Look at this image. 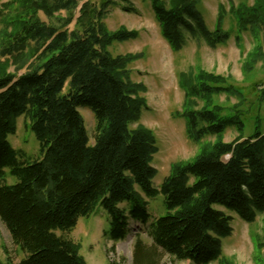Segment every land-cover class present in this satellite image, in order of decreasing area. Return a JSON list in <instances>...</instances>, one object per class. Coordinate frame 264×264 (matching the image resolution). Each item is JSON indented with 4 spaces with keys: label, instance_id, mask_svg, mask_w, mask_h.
Here are the masks:
<instances>
[{
    "label": "trees",
    "instance_id": "1",
    "mask_svg": "<svg viewBox=\"0 0 264 264\" xmlns=\"http://www.w3.org/2000/svg\"><path fill=\"white\" fill-rule=\"evenodd\" d=\"M80 1L0 5V221L23 254L19 264H87L80 246L66 235L97 206L110 216L113 243L126 237L130 221L148 225L152 245L136 239L132 264H168L164 257L170 264H228L221 240L233 232L232 217L218 207L248 224L264 213V130L259 126L264 82L248 101L228 77L202 69L180 73L183 102L177 117L185 120L188 140L201 146L192 159L171 164L169 175L154 187L156 137L142 125L131 128L147 109L146 87L131 79L130 66L140 55L108 51L136 39L137 32L110 31L104 23L110 6L128 0ZM198 1L149 0L173 52L186 45L187 36L210 48L231 38L232 31L223 29L224 8L219 7L210 30ZM228 14L237 28L235 41L239 44L247 33L254 42L244 72L258 62L264 65V0L231 5ZM65 84L68 91L61 95ZM222 95L238 102L221 103ZM79 108L94 116L91 141ZM22 115L30 118L39 143L34 160L7 139ZM247 118L253 127L246 134ZM231 128L238 137L225 142ZM6 169L15 183H7ZM158 195L166 214L156 218L147 207ZM123 203L129 209L120 207ZM257 246L264 249V227Z\"/></svg>",
    "mask_w": 264,
    "mask_h": 264
},
{
    "label": "rangeland",
    "instance_id": "2",
    "mask_svg": "<svg viewBox=\"0 0 264 264\" xmlns=\"http://www.w3.org/2000/svg\"><path fill=\"white\" fill-rule=\"evenodd\" d=\"M8 0H0V5ZM86 1L81 0L79 4ZM246 2L249 0H245ZM244 0H199L197 10L200 12L205 24L213 30L217 12L220 6L224 8L223 29L230 30L231 38L223 45L210 48L199 38L187 36L186 45L178 52H173L168 43L162 38L161 30L149 0H128L126 3L115 2L108 8L104 23L108 30L116 31L121 27L137 32V38L131 41L115 43L108 51L113 56L139 54L130 66L131 79L142 83L146 87L144 97L147 109L142 111L138 123L131 128L142 125L150 129L156 137L158 152L153 158V166L157 175L152 184L158 187L165 177L169 175L170 166L175 162L192 159L200 150L201 144H195L188 140L185 132V120L177 117L181 111L183 91L178 86L179 74L182 72L205 70L209 73L230 78L231 84L243 92L245 98L252 101L256 97L259 84L264 82V65L258 62L253 69L245 73L246 57L254 46L251 36L241 34V41H235L236 26L229 17L228 10L231 5H238ZM123 8H129L130 12ZM65 16L64 13L61 14ZM75 12V18L77 17ZM45 23L47 18L40 15ZM73 28V25L69 27ZM264 51V41L261 40ZM13 71V68H10ZM22 70L18 73L21 75ZM68 91L65 84L61 95ZM221 103L234 104L236 98L226 96L218 98ZM91 141L95 126V119L87 108L78 109ZM260 129L264 130V111L260 114ZM246 134L252 131L253 122L247 118ZM14 135L8 136L11 146L23 152L32 160L38 158L39 143L35 139L31 129V120L27 115L20 116L17 121ZM238 137V132L228 129L224 134V141L230 142ZM212 142L213 139L206 140ZM7 173V183L13 184L16 179ZM129 209L128 203L120 205ZM225 211L232 217L231 236L221 240L223 256L228 264H264V249L257 246L258 240L263 236L264 213L260 214L253 224L240 220L233 212ZM148 212L153 217L159 218L166 214L163 196L158 195L148 201ZM110 216L100 206L88 217L79 218L75 229L66 236L80 246V254L87 264H132L133 248L136 239L142 240L146 245H152L148 225L142 226L130 221L126 237L117 243L110 240ZM23 254L12 242L11 236L0 221V263L10 260L13 264H19ZM164 260L169 263L167 257ZM178 264H192L181 262ZM210 264H219L217 262Z\"/></svg>",
    "mask_w": 264,
    "mask_h": 264
}]
</instances>
